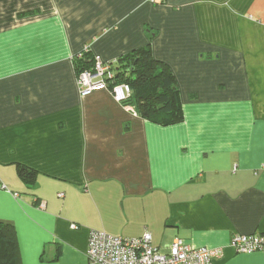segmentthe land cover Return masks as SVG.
<instances>
[{"label": "crops", "instance_id": "0c3cea01", "mask_svg": "<svg viewBox=\"0 0 264 264\" xmlns=\"http://www.w3.org/2000/svg\"><path fill=\"white\" fill-rule=\"evenodd\" d=\"M147 44L176 78L178 124L78 89L82 51ZM0 221L21 264H92V230L264 264L231 244L264 234V0H0Z\"/></svg>", "mask_w": 264, "mask_h": 264}, {"label": "trees", "instance_id": "16d2710c", "mask_svg": "<svg viewBox=\"0 0 264 264\" xmlns=\"http://www.w3.org/2000/svg\"><path fill=\"white\" fill-rule=\"evenodd\" d=\"M95 61L96 55L89 49L76 56L77 76L93 70ZM112 65L113 83H127L132 88L125 105H133L142 118L163 126L183 121L176 78L166 63L154 57L150 44L129 51ZM18 175L26 186L33 188L36 184L38 174L32 168L19 165ZM0 264H21L15 228L10 222L0 221Z\"/></svg>", "mask_w": 264, "mask_h": 264}, {"label": "built area", "instance_id": "2783aa9c", "mask_svg": "<svg viewBox=\"0 0 264 264\" xmlns=\"http://www.w3.org/2000/svg\"><path fill=\"white\" fill-rule=\"evenodd\" d=\"M88 50V49H87ZM78 78V89L82 96L95 90L110 89L114 99L123 103L132 93L127 83H113L114 72L110 61L96 55L93 70H85ZM125 105V104H124ZM130 108L129 105H126ZM76 229L77 225L72 224ZM88 259L92 264H214L222 248L192 247L184 239L176 238L164 253L154 246L152 233L145 232L136 238L110 235L104 230H92L88 240ZM238 253H264V234H235L231 242Z\"/></svg>", "mask_w": 264, "mask_h": 264}, {"label": "rangeland", "instance_id": "374dc122", "mask_svg": "<svg viewBox=\"0 0 264 264\" xmlns=\"http://www.w3.org/2000/svg\"><path fill=\"white\" fill-rule=\"evenodd\" d=\"M163 252H164V253H167L168 251H165V250H164Z\"/></svg>", "mask_w": 264, "mask_h": 264}]
</instances>
